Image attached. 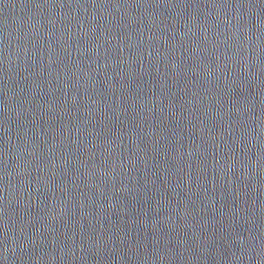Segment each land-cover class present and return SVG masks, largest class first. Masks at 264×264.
<instances>
[{
	"label": "water",
	"instance_id": "95a60500",
	"mask_svg": "<svg viewBox=\"0 0 264 264\" xmlns=\"http://www.w3.org/2000/svg\"><path fill=\"white\" fill-rule=\"evenodd\" d=\"M0 264H264V0H0Z\"/></svg>",
	"mask_w": 264,
	"mask_h": 264
}]
</instances>
